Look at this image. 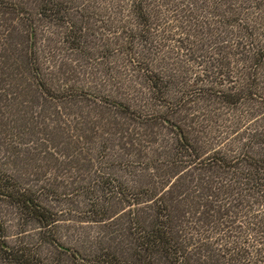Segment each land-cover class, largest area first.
<instances>
[{"label": "rangeland", "instance_id": "rangeland-1", "mask_svg": "<svg viewBox=\"0 0 264 264\" xmlns=\"http://www.w3.org/2000/svg\"><path fill=\"white\" fill-rule=\"evenodd\" d=\"M5 1L30 9L36 3ZM68 1L73 18L86 28L81 45L71 47L64 39L62 27L38 17L37 57L50 87L77 94L86 92L87 99L82 101L41 105L34 102L31 82L21 75L20 67L13 71V76L4 74V56L13 54L17 58L23 37L18 15L0 13V170L35 193L40 203L58 217L52 234L36 221L21 216L15 205L0 200V245H32L47 264H73L70 257L48 243L51 237L86 257L106 248L111 239L114 238L113 245L118 241L117 225L93 221L87 215L89 203L81 191L94 177V169L130 188L153 184L162 188L160 182L167 171L162 161L172 153L175 143L172 129L160 124L157 115L143 123L101 103L109 97L148 116L157 111L174 112L152 97L144 81L146 62L166 77L170 95L198 92L172 118L182 123L204 152L243 146L252 155H264L263 141L251 143L262 108L232 111L214 97L199 95L203 88L212 85L202 71L205 63L200 59L201 54L208 55L210 51L198 41L199 35L197 39L192 28L169 18L163 25L162 45L155 48L135 43L132 61L127 54L131 47L124 41L121 27L134 26V20L118 0ZM9 34L12 43L7 39ZM223 50L222 54L226 53ZM239 78L245 84L250 81L246 74ZM221 79L227 86V76ZM7 92H16L14 101L4 100ZM123 208L124 205L115 204L114 210L117 213Z\"/></svg>", "mask_w": 264, "mask_h": 264}, {"label": "trees", "instance_id": "trees-1", "mask_svg": "<svg viewBox=\"0 0 264 264\" xmlns=\"http://www.w3.org/2000/svg\"><path fill=\"white\" fill-rule=\"evenodd\" d=\"M118 4L134 20V26L121 27L124 41L131 47L127 54L132 61L135 43L155 48L162 45L163 25L169 18L192 28L194 35H199L198 41L210 51L208 55L201 54L200 59L205 63L202 71L212 85L201 88L199 95L214 97L232 111L262 108L251 143L264 144V0H118ZM70 5L68 0H36L35 8L30 9L0 0L1 14L18 15L23 37L18 59L13 54L2 55L7 59L4 74L13 76L20 67L21 75L31 82L34 102L41 105L87 99L86 92L77 94L50 87L38 64V17L62 27L71 47L81 45L86 28L73 18ZM7 39L12 43L10 34ZM13 50L16 52L15 47ZM143 71L147 72L144 81L152 97L174 112L157 111L148 116L109 97L101 103L143 123L157 115L160 124L172 129L175 143L172 153L162 161L167 167L160 182L162 188L154 184L130 188L94 169V177L81 191L88 199L87 215L93 221L117 225V243L112 244L113 238L106 248L101 247L89 257L61 245L56 238H48V243L70 257L73 264H264V155H252L243 146L204 152L182 123L172 118L198 92L170 95L166 77L152 69L150 62ZM238 74H246L250 81L243 83ZM221 76H227V86L221 83ZM16 92H7L4 100L14 101ZM0 200L15 205L21 216L36 221L43 230L55 232L52 228L58 222L56 213L2 170ZM115 204L124 208L116 213ZM0 259L1 264H47L32 245L2 244Z\"/></svg>", "mask_w": 264, "mask_h": 264}]
</instances>
